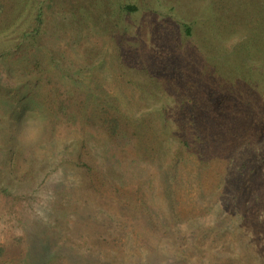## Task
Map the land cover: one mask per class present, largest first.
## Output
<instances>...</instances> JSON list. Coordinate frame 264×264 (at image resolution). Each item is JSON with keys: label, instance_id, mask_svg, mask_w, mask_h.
<instances>
[{"label": "rangeland", "instance_id": "obj_1", "mask_svg": "<svg viewBox=\"0 0 264 264\" xmlns=\"http://www.w3.org/2000/svg\"><path fill=\"white\" fill-rule=\"evenodd\" d=\"M182 102L235 113L241 137L226 157L247 140L264 148V0H0V264L43 251L59 254L42 264H188L184 244L201 231L182 221L173 240L143 219V201L173 214L156 160L137 155L135 138L81 125L86 105L99 119L171 122ZM79 151L109 176L105 195L89 190ZM257 155L260 171L216 230L223 242L201 248L213 264H264ZM205 179L209 191L217 177Z\"/></svg>", "mask_w": 264, "mask_h": 264}, {"label": "trees", "instance_id": "obj_2", "mask_svg": "<svg viewBox=\"0 0 264 264\" xmlns=\"http://www.w3.org/2000/svg\"><path fill=\"white\" fill-rule=\"evenodd\" d=\"M36 21L40 24V12L37 14ZM81 110L84 116L81 121L82 127H92L97 131H102L110 141L115 143L121 142L126 137L135 138L134 147L140 151L137 155L144 154L156 160L157 167L163 175V192L173 209V214H171V219L167 220L156 217L155 211L143 201L142 205L149 213L143 218L145 223L152 230L163 227L170 235L169 239L174 240L177 234L172 230L175 229L180 236L184 227L182 228L179 224L187 221L189 230L201 231V240L198 242L194 240L195 243L191 242L188 248L184 244L183 253L195 257L196 264L203 262L206 256L208 257L207 264H213L212 250L208 254V250L204 251L201 248L206 242L216 244L222 241V236L216 232L220 227L222 215L231 203L235 202L234 205H236L248 178L259 172L261 163H263L258 161L257 154L259 151L263 153L264 148L256 150V145L253 146L250 140H247L235 152L229 153L227 157L224 155L225 150L232 148L234 146L232 143L241 137L242 126L235 113L222 110L218 104L204 110L203 107H198L193 103L187 110L182 102L175 112L177 117L174 120L154 122L141 119L122 120L119 117L99 119L97 112L90 105L83 106ZM172 148L173 150L169 151ZM89 155L90 153L79 151L76 163L80 166L82 174L87 177L89 190L101 197L105 195L104 191L109 187L110 178L86 159ZM217 165L222 167L221 174L218 172ZM249 167L253 173L246 171ZM210 173H214L217 179L216 181L213 179L210 190L206 191L204 188L205 175ZM186 189V194L190 190L194 192L189 205L182 204V195ZM185 197L188 198V195ZM193 204L195 206H192ZM190 205L194 209H190ZM180 206L183 208L178 210ZM196 210L198 214L194 215ZM132 211L137 212V209L133 207ZM209 214L213 216L209 217ZM141 216L144 215L141 213ZM154 216L157 218L156 223L152 218ZM175 245L178 248L177 240ZM58 254V252L43 251L40 254L31 255L32 264L49 262L52 258H57ZM193 258L188 257L184 262L191 264L189 261Z\"/></svg>", "mask_w": 264, "mask_h": 264}]
</instances>
